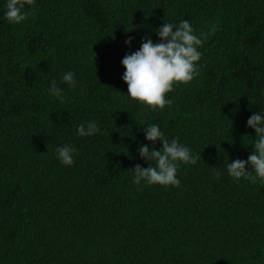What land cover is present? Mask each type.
Listing matches in <instances>:
<instances>
[{
    "label": "trees",
    "instance_id": "trees-1",
    "mask_svg": "<svg viewBox=\"0 0 264 264\" xmlns=\"http://www.w3.org/2000/svg\"><path fill=\"white\" fill-rule=\"evenodd\" d=\"M5 4L0 264H264V183L226 168L251 155L247 120L264 111V0H36L19 25ZM181 20L203 40V67L153 111L128 97L121 61ZM68 71L78 86L61 81ZM88 121L100 133L78 136ZM148 124L200 156L180 165L179 187L132 183L137 163L150 166L138 153ZM65 144L72 166L55 154Z\"/></svg>",
    "mask_w": 264,
    "mask_h": 264
},
{
    "label": "clouds",
    "instance_id": "clouds-1",
    "mask_svg": "<svg viewBox=\"0 0 264 264\" xmlns=\"http://www.w3.org/2000/svg\"><path fill=\"white\" fill-rule=\"evenodd\" d=\"M36 0H6L4 5V18L13 25L26 21L29 12L26 6H34ZM158 41L146 35L138 50L126 54L121 63L126 69L122 79L128 85V97L143 103L153 111L164 110L171 107L173 101L167 94L174 90V86L187 84L200 75L203 67L199 62L203 53L199 50L203 45L200 35L194 32L188 20H181L179 24L165 22L155 29ZM134 37L129 36L125 44L131 47ZM61 81L69 87L78 86L76 74L73 71L64 73ZM50 95L63 98L64 89L56 80H52L48 89ZM247 126L255 130V141L252 153L247 160L236 159L227 163V173L235 180L251 178L264 183V111L253 113L247 120ZM101 129L95 121L81 123L76 128L80 137H92L100 133ZM143 134L149 144H141L138 153L141 159L148 162L145 168L137 163L132 183L136 186L160 185L179 187L178 178L180 165H196L200 159L199 154L181 143L179 138L169 139L158 124H148ZM156 142L162 148L155 147ZM78 150L71 144L56 148L57 159L65 166L75 163ZM154 161L155 166L150 162ZM251 168L253 171H248ZM255 173L253 176L252 173ZM221 178L220 172H214V179Z\"/></svg>",
    "mask_w": 264,
    "mask_h": 264
}]
</instances>
